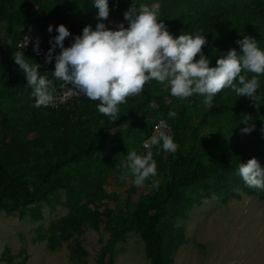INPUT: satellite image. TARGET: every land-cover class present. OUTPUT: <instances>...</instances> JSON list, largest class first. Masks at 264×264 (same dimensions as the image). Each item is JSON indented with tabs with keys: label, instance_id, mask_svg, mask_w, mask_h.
I'll use <instances>...</instances> for the list:
<instances>
[{
	"label": "trees",
	"instance_id": "1",
	"mask_svg": "<svg viewBox=\"0 0 264 264\" xmlns=\"http://www.w3.org/2000/svg\"><path fill=\"white\" fill-rule=\"evenodd\" d=\"M93 3L0 0V212L17 211L20 217L38 219L40 209L31 205L50 203L63 190L69 212L51 225L56 234L50 238V249L71 240L70 258L83 264L86 251L78 236L84 228L96 230L103 223L109 238L95 264H113L117 243L126 242L131 232L145 240L150 264H172L173 253L184 243L177 222L192 206L212 194L222 203L239 200L243 194L264 201V192L248 187L238 175L239 164L252 157L264 168V74L258 77L255 101L226 88L214 97L210 110L203 106V97L179 100L167 84L154 80L142 94L119 105L115 121L98 112L99 101L82 95L56 107H33L32 90L14 55L23 51L29 63L39 62L30 48L17 47L19 37L39 25L49 49L57 26L64 24L72 34L64 41L68 47L85 26L95 29L98 9ZM132 3L158 5L159 19L175 36L201 31L210 66L229 49L240 51L236 41L243 36L255 37L264 49V0H108L106 26L116 28L123 22L127 27L124 12ZM59 51L57 47L55 52ZM54 69L55 65H40L39 71L53 79ZM61 82L54 80L57 91ZM170 111L176 115L169 116ZM159 119L170 124L177 150L155 154L153 149L157 175L133 199L138 186L131 177L123 178V165L128 152L147 151L142 141ZM251 125L250 133L242 132ZM111 176L122 190H107ZM28 258L23 247L16 254L4 251L7 264H26Z\"/></svg>",
	"mask_w": 264,
	"mask_h": 264
},
{
	"label": "clouds",
	"instance_id": "2",
	"mask_svg": "<svg viewBox=\"0 0 264 264\" xmlns=\"http://www.w3.org/2000/svg\"><path fill=\"white\" fill-rule=\"evenodd\" d=\"M93 4L98 9L95 29L85 26L70 46L64 45L65 39L72 35L69 29L64 24L57 26L58 35L50 40L51 47L45 54L46 63H51L53 56L55 59L53 79L40 73V63H29L23 51L14 55L32 90L33 107L55 105L54 80L62 81L71 94L99 101L98 112L114 121L120 116L119 105L126 104L129 97L142 94L145 85L153 80L167 84L171 95L179 100L194 95L203 97V106L209 110L214 107V97L226 88L239 97L257 99L258 77L264 74V49L255 37L243 36L236 41L240 51L231 48L216 60L215 66H210L203 52L206 36L201 31L173 35L164 20L159 19L158 5L137 7L132 3L124 12L128 26L121 22L116 28H109L104 23L109 17L108 0H94ZM52 30L53 26L49 25L48 31ZM29 41L30 36L25 35L19 47L26 48ZM33 50L39 52L38 37ZM168 115L174 117L176 113L170 111ZM253 128L254 125L246 126L242 132L250 133ZM143 147L147 150L144 154L128 152L123 165V178L131 177L138 187L157 175L154 148L155 154L161 149L171 153L177 150L172 134L163 123ZM238 175L248 187L264 192V168L256 157L241 162Z\"/></svg>",
	"mask_w": 264,
	"mask_h": 264
},
{
	"label": "rangeland",
	"instance_id": "3",
	"mask_svg": "<svg viewBox=\"0 0 264 264\" xmlns=\"http://www.w3.org/2000/svg\"><path fill=\"white\" fill-rule=\"evenodd\" d=\"M107 190L123 189L110 177ZM137 188L132 196L145 192ZM65 192L59 191L50 203L37 206L38 219L27 215L20 217L17 211L0 212V264H7L4 251L16 254L25 248L29 258L26 264H76L70 258V242L60 241L54 249L48 247L51 225L65 216L69 209L64 205ZM183 228L184 243L172 255V264H264V201L243 194L241 199L222 203L215 194L204 198L202 204L192 206L186 217L178 220ZM109 233L104 224L98 229L84 228L78 236L86 251L83 264H95L100 248L106 243ZM113 264H150L145 255V240L139 233L128 234L126 242L116 245Z\"/></svg>",
	"mask_w": 264,
	"mask_h": 264
},
{
	"label": "built area",
	"instance_id": "4",
	"mask_svg": "<svg viewBox=\"0 0 264 264\" xmlns=\"http://www.w3.org/2000/svg\"><path fill=\"white\" fill-rule=\"evenodd\" d=\"M25 35L30 36V41H29V44L26 48H30L32 50L35 59L41 65H43L46 68L55 65L54 56H53V60L51 63L45 62V54L47 53L48 48H46V46L44 45V36L42 34V30H41L40 26L39 25H32L30 27V29L25 31L18 39V42H17L18 48H21V47H19V45H20L21 40H23ZM37 37L39 38V52H36L33 50V46L36 42ZM69 87H70V85H69ZM59 88L60 89L56 93V96H57L56 103L54 106H51V107H56L58 104L64 103L65 101H67L71 97L79 96V95L71 94V90L67 86H64L63 82H61V84L59 85ZM162 123H163V125H166L168 131L171 132L170 124L165 119H159L157 122H155L153 124L152 130H151L149 136L143 139L142 146L144 145L145 141L149 140L151 138V136L155 134L157 126L161 125Z\"/></svg>",
	"mask_w": 264,
	"mask_h": 264
}]
</instances>
